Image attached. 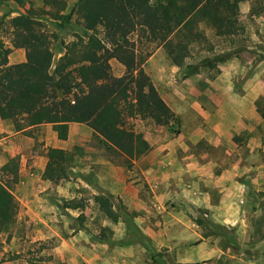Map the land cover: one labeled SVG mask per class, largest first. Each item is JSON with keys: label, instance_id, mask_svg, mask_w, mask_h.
<instances>
[{"label": "rangeland", "instance_id": "1", "mask_svg": "<svg viewBox=\"0 0 264 264\" xmlns=\"http://www.w3.org/2000/svg\"><path fill=\"white\" fill-rule=\"evenodd\" d=\"M74 1L66 0L60 13ZM50 10L44 0H0V42L11 47L9 63L24 59V49L10 41L8 18L17 13L36 16L52 34L53 61L76 34L85 35L75 14L56 18ZM236 17L239 28L230 35L218 34L213 21L195 23L202 34L184 41L188 52L180 65L166 46L154 47L143 68L175 118L157 125L149 118L128 117L140 134L131 157L107 147L80 122L65 144L62 177L50 179L44 169L36 176L24 173L67 184L58 204L75 211L59 207L48 220L59 234L47 232L45 219L16 215L0 230V264H264V0L238 1ZM110 64L112 74L123 72L115 59ZM32 130L42 167L54 143L52 129L44 125L24 133ZM13 156L16 198L29 194L19 185L18 168L31 158ZM93 169L114 188L126 185L125 194H110L115 217L88 200L100 194L93 192Z\"/></svg>", "mask_w": 264, "mask_h": 264}, {"label": "trees", "instance_id": "2", "mask_svg": "<svg viewBox=\"0 0 264 264\" xmlns=\"http://www.w3.org/2000/svg\"><path fill=\"white\" fill-rule=\"evenodd\" d=\"M44 1L56 18L75 14L86 33L65 43L53 61L52 34L42 21L28 12L8 18L11 45L24 49V59L9 63L11 47L0 42V118L10 119L15 130L25 132L51 123L59 139L67 137L69 122H84L107 147L126 157L133 155L140 139L128 117L149 118L157 125L175 118L143 68L154 47L166 46L180 65L188 52L184 41L202 34L195 23L213 21L220 35L239 28L240 0H75L64 13L60 12L66 0ZM174 36H180L175 43ZM112 58L123 66L120 75L111 73ZM64 156L63 148H47L46 177H62ZM0 172L10 175L0 174V230H5L18 211L11 188L17 177L16 158L9 157ZM94 199L108 216L117 215L107 196L97 194Z\"/></svg>", "mask_w": 264, "mask_h": 264}, {"label": "crops", "instance_id": "3", "mask_svg": "<svg viewBox=\"0 0 264 264\" xmlns=\"http://www.w3.org/2000/svg\"><path fill=\"white\" fill-rule=\"evenodd\" d=\"M150 58L147 60V62L150 60ZM152 82L155 85L157 91L159 92V88L154 82V80ZM160 96H161V93H160ZM163 99L165 100V98ZM165 102L170 107L171 104H169L167 100H165ZM75 124H80V122H69L68 123V132H67V137L65 139H59L57 137L56 132L52 129L51 123H42L37 126L50 125L52 130L49 132V138L52 137L53 142H54L53 144H51V146L64 149L66 142H68L70 139L71 132ZM28 128L29 127L25 129H28ZM35 135H36V132L33 130L31 131V133H27V134L24 133V130L22 129L15 130L13 128V125L10 119L0 118V166L4 164L8 160L9 157L15 154H20L21 159L24 155L29 156V158H31L28 165H26L25 161L22 162L21 160V163L19 164V168H18V173L21 175L19 177V185L22 186L23 188L26 187L29 190L28 191L29 194H26L25 192L16 194V198L22 204L21 211H17V216L20 217L22 215V216H27L28 218L45 219V223L47 224V227H48L47 232H49V234H53V232L54 234L55 233L59 234L57 231L53 229V227L50 225L51 222L50 221L48 222V220L57 215L59 207L62 208L63 210H68V211H72L74 210V208H68V207L58 204L60 203L61 199H63V196H65L64 187H66L67 184L59 183V182L57 183L54 180H50V179H43V178L36 179V177H25L24 176L25 172H26V175L27 173H29L30 175L36 176L37 175L36 171H42L45 167L44 166L45 163L41 167L42 163H40V161L37 159L39 154L37 153V151L33 150V142H34ZM40 135H42V132L39 133V136ZM46 137L47 135L44 136L45 139ZM79 137L80 139L83 138L81 136ZM242 146L244 149L246 148L245 144ZM244 149L239 148L237 149V151L240 154H242L241 152ZM248 165L251 166V164H248ZM254 167H255L254 165L251 166V168H254ZM93 173L95 175L94 176L95 181H96L95 186L97 187L96 190H99V191L93 190L94 194L100 192V194L107 196L109 199H110L111 193L112 194L118 193L119 195L125 194L126 190H124V188L126 187V185H124L123 183H121L119 187L115 186L116 188H114V185L111 182H108L105 179L98 178L96 170L93 169ZM251 180L250 182H252ZM98 186L100 188H98ZM73 195L70 196V198H73ZM92 199H94V196L90 195L88 197V200L92 201ZM81 210L83 209L79 208V211ZM75 260L77 261L76 258Z\"/></svg>", "mask_w": 264, "mask_h": 264}]
</instances>
